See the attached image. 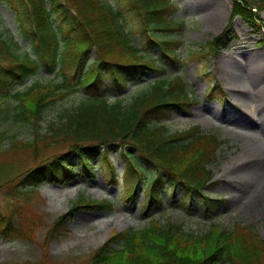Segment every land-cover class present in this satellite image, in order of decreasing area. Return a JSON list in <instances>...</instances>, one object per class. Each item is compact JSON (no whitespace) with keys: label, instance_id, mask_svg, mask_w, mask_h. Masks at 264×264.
<instances>
[{"label":"rangeland","instance_id":"374dc122","mask_svg":"<svg viewBox=\"0 0 264 264\" xmlns=\"http://www.w3.org/2000/svg\"><path fill=\"white\" fill-rule=\"evenodd\" d=\"M124 1V10L133 18L129 22L134 27V40L142 53L159 59L161 64L168 62V75L181 73L188 91L194 92L197 98L196 104L188 109L172 107L164 120L167 128L174 132L199 124L204 132H215L224 141L217 151L218 160L212 166L214 179L205 189V193L215 199H205L196 191L183 192L180 185L174 191L171 182H167L159 188L162 202H154L144 213V183L139 184L134 198L127 195L133 190L130 185L136 174L127 177L128 160L118 148H112L108 153L101 150L100 156L95 155L98 150L89 152L93 166L89 169L78 154L69 152V143L48 148L45 141H35L31 149L8 151L11 137L30 141L35 139V131L40 128L16 120L17 103L11 99L4 105L5 112L0 121V131L7 136L0 145V209L12 213L15 225L27 231L20 234L22 237H7L0 233V264H87L91 254L108 239L112 230L143 227L153 216L163 223H182L185 231L196 234L207 232L212 220L227 228L241 223L251 226L264 239V30L253 29L243 18L237 17L229 35L232 42L227 48L216 57L202 55L193 58L190 55L193 49L220 35L228 26L232 0H174L179 6L174 16L185 23L179 42L168 44L178 49L181 60L175 66L162 54L160 44L156 42L158 37L142 31L139 19L132 17L128 0ZM121 2L123 6V0ZM258 14L264 22V10ZM60 22L57 17L56 24L60 25ZM0 33L5 37L15 35L22 48L36 54L29 40L21 35L17 12L6 0H0ZM95 55L92 50L88 58L90 62ZM98 68L105 74L106 83L111 85L113 73L110 65L102 61ZM156 77V72L147 71L120 97L129 102ZM53 79L58 81L57 74L42 67L35 75L17 80L16 84L21 89L35 81ZM207 90L212 91L208 94ZM116 95V92H106V96L112 99ZM82 98V91H79L51 104L38 123L41 133H45L50 122L58 121L67 108L77 105ZM258 118L262 128L255 132V137L262 154L254 149V140L245 136L241 129L247 122L254 123ZM130 150L135 152L133 148ZM63 154L70 157L76 176L68 179L66 167L59 165L58 175L41 182L37 193L22 196L19 189L25 190V187L19 184L20 178L40 163L50 162L54 155L60 157ZM142 162L146 173H150V163ZM47 171L51 173L49 168ZM43 177L48 178V175ZM82 193L91 200H108L113 207L72 206ZM210 206L211 210L208 209ZM64 215L60 225H56V220ZM26 236L29 237L23 238Z\"/></svg>","mask_w":264,"mask_h":264},{"label":"trees","instance_id":"16d2710c","mask_svg":"<svg viewBox=\"0 0 264 264\" xmlns=\"http://www.w3.org/2000/svg\"><path fill=\"white\" fill-rule=\"evenodd\" d=\"M9 1L14 8L26 7L24 17L28 18V25L23 23L22 26L39 51L40 59L20 51L16 43L0 34V62L5 64L0 66V121L5 112L3 106L10 98L19 105L16 117L33 124L50 104L80 88L87 97L67 110L62 115L63 121L50 126L54 137L72 143L71 148L80 153L85 166L90 167L88 151L98 149L100 145L109 148L132 146L151 161L157 171L146 185L148 203L158 198L156 186L164 181L166 174L198 191L207 186L214 176L209 166L217 162L216 151L222 141L216 133L203 132L198 125L174 132L167 128L164 119L169 116L170 109L173 106L188 108L195 99L189 95L187 83L181 75H167L168 62L158 64L157 58H148L142 53L134 40V27L129 22L133 18L124 10V0L123 6L121 0H113V3L105 0ZM233 1L232 19L224 32L214 40L200 44L199 49L192 50L190 55L216 57L228 44L224 39H227L236 16H241L256 29L264 28L258 14L264 10V0ZM128 2L132 17L139 19L142 31L157 36L162 54L178 66L181 60L178 49L168 44L179 42L177 34L184 27L182 22L172 18L179 6L173 0ZM70 9L75 13H70ZM57 17L61 21L58 26L54 23ZM91 49L97 51L93 65L101 61L110 65L113 73L111 85L106 83L103 71L97 69L87 73L81 71L77 75L67 71L77 69L81 63L88 64ZM41 66L51 72L59 68L61 81L36 83L27 90L11 92L13 77L23 79L37 73ZM147 71L156 72L157 78L148 83L145 90L129 102L120 98L109 101L108 90L122 93ZM14 138H11L12 148L24 146ZM5 139L6 133L0 131V144ZM123 153L142 175L135 179L132 187L135 192L145 169L138 154L126 149ZM44 169V166H37L30 170L22 184L34 191L45 178ZM129 169L133 170L132 167ZM79 204L89 208L111 207L106 201H92L86 197ZM64 217L58 218L56 225H60ZM210 228L208 233L197 236L187 233L182 224L162 223L153 218L144 227L112 234L90 256L87 264H264V241L250 227L229 230L212 223ZM17 230L12 219L0 213V232L7 237L21 236L22 232L17 233Z\"/></svg>","mask_w":264,"mask_h":264},{"label":"bare ground","instance_id":"6f19581e","mask_svg":"<svg viewBox=\"0 0 264 264\" xmlns=\"http://www.w3.org/2000/svg\"><path fill=\"white\" fill-rule=\"evenodd\" d=\"M259 122H254V123L247 122L245 125H243V127L241 126L242 133L245 136L249 137L250 139L254 140L253 147L257 151H259L260 148L257 145V138L255 137V132L262 128V123L261 122L259 123ZM259 152H261V154L263 153L262 151H259ZM260 156L261 155L259 154V157Z\"/></svg>","mask_w":264,"mask_h":264}]
</instances>
